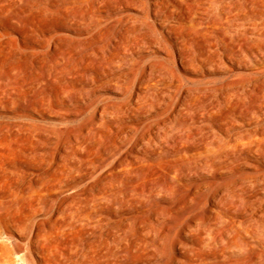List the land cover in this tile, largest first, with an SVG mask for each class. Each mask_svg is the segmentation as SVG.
<instances>
[{
	"label": "rangeland",
	"instance_id": "1",
	"mask_svg": "<svg viewBox=\"0 0 264 264\" xmlns=\"http://www.w3.org/2000/svg\"><path fill=\"white\" fill-rule=\"evenodd\" d=\"M94 1L16 3L23 10L20 28L27 33V50L34 30L54 29L60 18L78 24L81 34L56 39L54 46L23 55L12 43L0 42V264H7V254L8 264H20L15 245L25 243L27 230L35 222L40 228L73 222L79 229L70 236L81 240L84 252L107 246L113 235L130 261L143 250L145 241H155L152 229L140 234L124 218L129 212L102 208L108 200L138 196L132 183L136 171L123 170L118 177L111 162L95 166L97 152L87 151L71 137L84 139L82 129L92 128L98 114L108 118L115 106L124 105L136 91L135 103L153 104V113L161 118L150 127L161 137V156L149 166L158 172L146 179L156 183L174 166L204 168L189 179L175 178L178 183L208 180L214 187L221 186L213 196L217 207L210 225L192 235L200 237L207 253L213 250L207 245L219 243L231 224L236 242L245 239L254 244L243 254L258 250L264 256V182L262 186L248 182L254 180L256 168L264 169V58L251 65L258 72L255 79L235 78L238 72L228 69L231 63L221 41L196 28L180 27L175 39L162 45L169 54L160 53L155 45L136 52L135 45L145 38L139 20L143 13L126 6L112 10L118 0ZM5 13L12 16L14 11ZM90 14L96 23L76 22L88 21ZM172 23L178 26L176 20ZM112 37L115 41L109 51L104 41ZM64 170L71 173L62 188L68 199L60 214L50 216L52 202L46 195L39 196L36 187L57 180ZM197 191L204 193L208 188L199 185ZM91 192L95 194L92 207L98 204L97 221H90L72 196ZM200 204L209 205L206 199Z\"/></svg>",
	"mask_w": 264,
	"mask_h": 264
},
{
	"label": "bare ground",
	"instance_id": "2",
	"mask_svg": "<svg viewBox=\"0 0 264 264\" xmlns=\"http://www.w3.org/2000/svg\"><path fill=\"white\" fill-rule=\"evenodd\" d=\"M24 1L27 0H0V42L4 45L12 43L18 54L23 55L28 51L35 53L45 45L54 46L56 39L81 34L77 33L78 24L72 23L69 18H60L52 26L54 29H51V26L46 29L37 27L40 30L33 31L32 45L27 50V33L20 28L23 10L16 4ZM122 6L132 7L143 13L139 20L145 38L135 45L134 51L155 45L157 51L167 55L170 51L162 45L165 46L175 39L177 27L196 28L202 34L222 42L224 55L231 63L228 69L238 72L234 75L235 78L257 77L258 72L252 71L251 65H254L253 61L256 64L262 63L264 58V0H118L111 9L115 11ZM8 10H13L14 14L8 16L5 13ZM174 20L178 26L172 23ZM82 21L96 23L93 14H90L88 21L81 19L76 22ZM51 30L57 31L47 38L44 37V33L49 34ZM114 41L113 37L104 41L109 51ZM171 54L173 56V53ZM121 59L124 60L125 57L122 56ZM262 74L264 75V72ZM262 85L264 90V82ZM137 95L138 91L131 95L124 105L115 106V112L108 118L96 114L97 120L92 121V128L82 129L81 137L86 139L81 140L74 137V134L71 137L78 145L84 144L87 151L94 150L98 153L93 160L97 162L95 166L103 167L111 162L112 170L117 172L118 177L122 176L123 170L136 171L132 183L138 196L114 198L108 200L102 208L114 212H129L124 218L131 220L140 234H146L152 229L155 241H145L143 250L135 260L130 261L126 259L123 246L113 235L108 239L110 241L107 246L88 248L87 252H84L81 240L70 236V232L79 229L72 224L71 219V224H43V228L35 222L26 229L25 243L15 245L20 264H264L261 251L243 254L246 248L254 247V244L245 239L236 242L231 234V224L226 225L219 243L207 245L213 249L207 253L200 237L192 235L194 231L200 230L201 226L210 225V216L217 207L213 196L219 192L221 186L214 187V183L208 180L202 183L189 180L186 183H178L175 178L189 179L198 172L202 173L204 168L174 166L156 183H150V180L146 179V175L152 177L158 172V168L149 170V166L161 156L162 150L158 147L161 137L158 131H152L150 127L157 126L161 118L159 114L153 113V104L135 103ZM84 132L86 134H83ZM70 177V171L64 170L57 180L43 182L36 187L39 196L46 195L52 202L48 208L50 216L56 215L66 200L67 195L63 194L62 188ZM253 179L248 182L262 186L264 169L256 168ZM199 185L206 186L208 191L198 193ZM261 188L264 191V187ZM72 196L73 200L77 201L76 205L87 211L88 219L95 220L98 206L96 204L92 207L95 194L75 193ZM202 199H206L209 205L202 207ZM42 206H45L43 202ZM80 216L78 214V218L82 219ZM105 216L110 217L111 214L106 213ZM14 229L18 230L17 224ZM10 261L7 254L5 262L8 264Z\"/></svg>",
	"mask_w": 264,
	"mask_h": 264
}]
</instances>
